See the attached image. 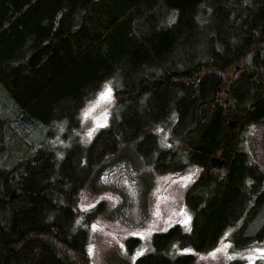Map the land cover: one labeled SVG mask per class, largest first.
Segmentation results:
<instances>
[{
  "label": "trees",
  "instance_id": "16d2710c",
  "mask_svg": "<svg viewBox=\"0 0 264 264\" xmlns=\"http://www.w3.org/2000/svg\"><path fill=\"white\" fill-rule=\"evenodd\" d=\"M117 72L110 122L89 146L73 140L60 164L45 146L11 168L0 161V264H91L80 191L96 163L135 139L157 171L201 167L186 193L191 232L154 233V251L135 264H193L166 248L214 247L258 214L264 171L240 130L264 121V0H0V83L27 125L78 127Z\"/></svg>",
  "mask_w": 264,
  "mask_h": 264
},
{
  "label": "rangeland",
  "instance_id": "374dc122",
  "mask_svg": "<svg viewBox=\"0 0 264 264\" xmlns=\"http://www.w3.org/2000/svg\"><path fill=\"white\" fill-rule=\"evenodd\" d=\"M231 75L236 77L237 72L233 69ZM122 84L120 72L105 80L82 107L80 125L68 128L64 123L27 125L25 121L28 119L0 83L2 166L11 168L43 146L55 152V162L60 164L73 140L89 146L97 132L109 124L115 100L114 89ZM107 88L111 89L110 99L97 105ZM94 105L91 114L85 116V112ZM101 124L104 126H98ZM239 129L236 124L231 125L230 135H236ZM159 130L162 132L163 128ZM240 133L253 160L264 171V121L243 126ZM169 135L170 128L161 133L164 147L169 146ZM200 170V165L189 163L180 172L157 171L139 152L138 139L123 142L119 154H109L96 163L91 177L80 191L77 215V223L88 230L91 264H135L140 256L154 251V233L177 224L184 232L190 233L195 211L186 204V193ZM186 220L188 222L184 223ZM263 225L264 203L243 231H239L238 224L227 226L214 247L198 250L192 244L174 240L165 251L172 258L194 254L193 264H264V256L261 255L264 233L258 234ZM224 245L230 246L222 252L216 251ZM214 252L216 255H211Z\"/></svg>",
  "mask_w": 264,
  "mask_h": 264
},
{
  "label": "snow or ice",
  "instance_id": "6c2138e0",
  "mask_svg": "<svg viewBox=\"0 0 264 264\" xmlns=\"http://www.w3.org/2000/svg\"><path fill=\"white\" fill-rule=\"evenodd\" d=\"M110 96H111V89H110V88H107L106 91H105L104 93L101 94L99 100L97 101V105L100 103V101H104V100H108V99H110ZM95 106H96V105H94L93 108L88 109V110L85 112V116L90 115L91 112L94 110ZM98 126H104V125L101 124V125H98ZM91 134H92L91 132L88 133L89 136H91ZM187 222H188L187 220L184 221V223H187ZM228 246H230V245H224L223 248L217 249L216 251H217V252H222V251H224ZM211 255L215 256L216 253L214 252V253H212ZM261 255L264 256V250H261ZM232 258H233V257H229V259H232Z\"/></svg>",
  "mask_w": 264,
  "mask_h": 264
}]
</instances>
